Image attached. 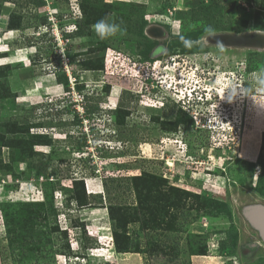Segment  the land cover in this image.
I'll return each mask as SVG.
<instances>
[{
    "label": "rangeland",
    "instance_id": "1",
    "mask_svg": "<svg viewBox=\"0 0 264 264\" xmlns=\"http://www.w3.org/2000/svg\"><path fill=\"white\" fill-rule=\"evenodd\" d=\"M81 1L0 0V64L13 62L8 68H0V264H64L66 256L55 246L56 241L58 244L62 241L61 232L49 233L43 207H38L41 217L36 224L42 233L39 232L34 243L27 239L26 226L16 224L17 219L28 221L27 214L32 211V207L18 203L41 200L49 183L54 193L53 197L47 196V201L54 211L65 209L63 214L57 211V218H50L51 223L57 222L63 230L70 223L68 218L79 215L86 217L88 224H99L96 232L100 237L92 236L97 241L87 251L99 249L92 253L96 255L93 258L97 264H264V241L242 213L247 205L264 203V185L257 187L258 177L264 175V122H256L257 105L264 106V94L246 90L252 83V74L264 67V49H230L227 53L225 48H218L227 53L224 61L229 68L227 78L220 75V82L215 86L225 95L224 90L236 86L237 82L244 85H237L234 96L232 93L226 96L230 103L227 106L222 104L225 97H217L213 100L215 105L202 111L194 109L198 111L196 125L215 129L223 126L221 130L228 131L198 133L192 130L189 134L181 130L172 135L155 129L133 132L114 126L115 133H106V129L114 125L109 114L118 106H130L137 114L158 110L153 107L160 106L159 97L165 96L166 89L159 87L161 91L147 94L145 90L157 89L156 83L148 84L149 72L155 69V74L160 75L156 71L163 70L164 64L160 58L154 60L153 49L159 44L168 45V33H179L184 39L202 32L200 45L215 51L217 44L210 43L208 38L224 34L234 26L239 28L241 22L252 26L258 9L264 15V0L262 5V0H120L146 4L148 25L144 35L152 44L149 46L150 41L142 38L138 16L126 21L120 15L110 14V18L122 22L125 34L108 39L104 50L92 53L88 50L97 48L101 39L84 23ZM263 18L260 15V19ZM12 20L19 22L20 28L9 29L7 25ZM150 25L162 27L166 36L160 39L148 36L146 29ZM242 28L243 32L237 34L257 31L253 27ZM136 44L140 53L145 49L147 58L137 56ZM96 57H104V70H89L83 64ZM132 58L142 64L131 65ZM140 66L146 74L138 70ZM8 87L16 96L8 95ZM130 94L134 95V103L130 101ZM79 115L85 119L100 118L101 127L93 129L89 118L79 123ZM224 121L229 123L226 125ZM38 122L41 124H36ZM43 133L51 135L54 149L48 142L42 144L47 140ZM83 143L92 148L80 152L76 145L85 146ZM163 152L165 161L161 163L158 157ZM62 158L66 161L58 162ZM34 165L38 174L32 170ZM87 167L90 171L95 167V175L85 174ZM57 169L59 178L54 172ZM144 170L168 177L170 185L192 193V197L187 198L180 194L184 202L179 212V231H162L161 228L144 232L139 223L129 224L128 227H135L128 229L133 238L140 239V246L154 242L158 245L157 252H118L112 244L109 221L100 224L102 217L107 219L106 207L67 211L74 194L61 187L62 181L52 182L62 178L70 185L69 178L74 173L87 179L89 201L101 196L107 202L109 192L104 189V181L107 180L109 191L114 195L120 192L116 188L118 181L121 180L125 188L126 177ZM125 196L123 201L131 202L133 197ZM73 203L76 205L75 201ZM89 227L94 232V227ZM15 232L18 236L10 244L9 237ZM74 245H78L76 240Z\"/></svg>",
    "mask_w": 264,
    "mask_h": 264
},
{
    "label": "trees",
    "instance_id": "2",
    "mask_svg": "<svg viewBox=\"0 0 264 264\" xmlns=\"http://www.w3.org/2000/svg\"><path fill=\"white\" fill-rule=\"evenodd\" d=\"M92 2H94V4ZM92 2L90 0L81 1V7L84 13V23L86 25H89L92 27V25L96 23L98 20L106 16L109 17L110 14L120 15L121 17H124L126 21L133 20L135 16H138V18H140L139 22L142 23V26H141L142 29H141L140 34L142 35V38L148 39V37L144 35L145 28L148 25V21L145 19V14L148 8L146 4H141L140 2H135V1H120V0H113L110 2H106L104 0H94ZM262 2L263 0L261 1V5H262ZM258 10L255 12V15H256L255 21L252 24V26H250L249 24L244 25L241 22L239 23L240 25L239 28L234 26L232 30L236 32H241L242 29H244L242 27H246V28L253 27L252 28L253 30L264 31V18L262 20L260 19V15L261 16H264V15H262L260 11ZM7 27L9 29H18L20 28V23L12 20L10 21L9 25H7ZM90 32L95 34L94 31H90ZM199 33L200 32H197V34ZM107 40L108 39L100 40L98 47L90 48L88 52L92 53L97 49L104 50L108 46ZM148 44L150 46L152 42L150 41V43ZM134 51L137 53V56L141 58H142V55L145 58H147L146 56H148L144 48L141 51L142 54L140 53V50L138 49V45H137V48L134 49ZM262 63H264V61ZM83 64L85 66H88L89 70L94 69V70L99 71V70H104V67H105L104 57L92 58L91 60H86V62H84ZM4 67L8 68L10 67V64L0 65V68H4ZM65 79H66L65 82H67V78ZM8 91H9L8 95L12 94V96H16V92L11 91L10 87H8ZM120 108H124V109H120L121 111H127L125 109H129L127 106H124V105L120 106ZM120 114L121 113L119 112V115ZM36 124H41V123L38 122ZM10 128H13V126ZM118 129H120V127ZM42 135L46 136V139H47L46 141H43L42 144H47L48 142L50 143V146H53V149H54L55 146L53 142L51 143L52 141L51 136L46 133H43ZM32 138H39V137L32 136ZM83 144L85 145V143ZM76 146H78V148L80 149L79 151L84 149V146H82L81 144H78ZM73 148L77 149L76 147H73ZM31 151L32 153L34 152V155L36 154L35 151H33V148L31 149ZM22 155H28V154L22 153ZM49 159L51 161V158ZM90 159L92 160L91 157ZM65 161L66 159L62 158L58 162L63 163ZM119 167H121V165ZM36 168L34 165L32 167V170L35 171L36 174H38L39 171L36 172ZM59 171H60L59 169L54 171L55 176L58 178L61 177V175L59 174L60 173ZM93 173L95 174V167L93 168ZM126 178H127L126 179L127 182H125L126 184L125 188L122 187L124 185L122 181L121 180L118 181L116 188L119 189L120 192H117L116 194L114 193V195L113 193H110L109 191L110 186L106 182L107 180L103 182L104 189H106L109 192V195H108L109 199L107 202L104 201V199L101 196H99V199H96L95 201L93 200L89 201L84 179H77V178L72 179V183L70 185L64 184V182L62 181V178L54 179L52 180V182L62 181L61 187H63L64 189L65 188L70 189L71 193L74 194V197L71 196L70 201L67 204L69 209L74 207V205L71 204V202H74V201L76 203L77 209H84L89 206L93 208L97 206H102V207L105 206L107 208L110 221H111L114 248L118 252H122V253L123 252L124 253L125 252H142V253L148 252L149 253L150 251L157 252L158 245H156L154 242L148 243V245L150 244V246L147 245L148 248L151 247V250H149L147 246L141 247L140 239L133 238L131 231H129L128 229L130 228L131 230H133L135 227L134 226L128 227L129 224L139 223L140 228L142 227V230L144 232H146L147 230H159L161 228H162V231L165 229H172L171 231H175L178 229L177 231H179L180 230L178 226L179 220H180L179 212H180V209L182 208V203L184 202L181 200L180 194H184L187 198V197H192V193H190V191H183L179 189L178 187L170 185L169 181L166 178L162 177L161 174L154 173L148 170H144L142 173L134 174ZM262 185H264V175H260V177H258L257 187L260 188ZM165 188H167V190ZM53 193H54V188L52 187V183H49V185L47 184L45 187V192L41 200L19 202L20 203V204L18 203L19 206L24 205L26 207H32V211H30L27 214L28 221L21 222L20 219H17L16 224L19 227L26 226L24 230H26V232L29 235L27 239L29 240V243L33 242L36 239L35 237L36 236L39 237L38 234L39 232H41V230H37L36 224L40 220V217H41L40 212L38 211L40 208L38 207H43L45 210L43 218L44 220L47 221L46 226L49 227V233L51 234L54 232H61V236H60L62 240L61 243L58 244V241H56L55 243L56 248L59 249L58 251H60V253L62 254H65L66 256L86 257L88 258L86 264H97L94 261L93 257H89L87 255L88 247L94 246L97 240L95 241L96 238L92 239V237L87 234L86 221L80 220L81 218H76V220L74 221L73 219L70 220V224L73 227H80L83 231L82 237L79 238L80 244L82 245L83 253L81 251H75L71 249L70 236H69L68 230L60 229V226L57 222L51 223L50 218L52 217L57 218V215H58L57 211L60 214V209L57 208L59 210L54 211L52 209V205L49 203L50 201H47V196L50 194L53 197ZM125 194H127V197L128 196L133 197L131 199V202L123 201V196L126 197ZM195 197L199 198V195H195ZM212 201L216 202L215 200H212ZM12 202L15 203L16 201H12ZM47 212L49 213L48 216H47ZM52 227H55L56 229H53ZM16 236H18L16 232L13 233L12 236L10 235L9 237L10 244H13L15 242ZM40 245H42V243ZM64 248H67L69 252L66 253ZM201 255H206V254H201ZM75 264H83V263L76 262Z\"/></svg>",
    "mask_w": 264,
    "mask_h": 264
},
{
    "label": "flooded vegetation",
    "instance_id": "3",
    "mask_svg": "<svg viewBox=\"0 0 264 264\" xmlns=\"http://www.w3.org/2000/svg\"><path fill=\"white\" fill-rule=\"evenodd\" d=\"M225 33L237 34V32L233 30L226 31ZM166 34L164 35L166 36ZM170 34L171 33H168L166 36V38L167 37L168 39L170 38L168 40V45L159 44L154 47L153 49L154 60L158 61V58H160L159 60L161 61V64H164L162 65V68L167 67L165 65L166 63L172 66L178 64L181 70L185 69L189 78L191 77V74L193 73V71L199 69L200 76L203 79V81L207 84H211L212 87L215 86V83L218 84L220 82L218 81V79L220 78V75L227 78V75L225 74H228L229 65L228 63L224 61L227 59L226 57H228V55L226 56V54L229 53L227 50L245 49V48H240V47L216 45L215 51L214 49L213 50L211 49L212 50L211 51L210 49H208L210 47L200 45V43L203 42V36H200L201 33L197 34L196 36H191L190 38H184V39L191 41V46L185 47V45L182 43V40L184 39L180 38L179 33L177 35L175 34L170 35ZM174 42L176 44L172 45V43ZM218 48L219 49L225 48L227 53L220 52ZM219 55H225V56L221 57ZM239 72H241L240 69H239ZM152 82L153 80L150 79L148 84ZM237 85L243 86L244 83L240 84L237 82L236 86H231L225 89L224 97L226 96L230 97L229 95L231 93H232V96H234V91L237 92L236 91ZM213 88L216 90H220L218 86H215ZM148 91L156 93V92L161 91V89L159 88V86H157V89L152 90L151 88L150 90L145 91L146 94L148 93ZM146 94H144V96ZM216 97H220V96L217 94ZM130 98H131L130 101L134 103L133 94H130ZM146 98L150 99L151 97H146ZM159 99L162 100L161 101L162 104H160V108L157 111H147L146 114H137V113L132 112L130 109H125L127 111H121L120 109H124V108H120V106H118L117 108L111 111V114H109V116H111V119H113V123H115L116 126H119L120 128H125L128 131L131 130L133 132L134 131L139 132L141 129H144L147 131L155 129V130L161 131L162 133L175 135L177 133H180L181 130H183L184 133L187 132L189 134H192V130H196V132L201 133L204 131L211 132L213 129H215L214 127H210L206 125H201V126L196 125V120L192 116L193 110H186L182 107H179L176 103H174L173 100L169 98L167 99L165 97H159ZM127 107L130 108V106H127ZM181 110L183 113L182 112L179 113ZM119 112L121 113L120 115H119ZM206 114L207 113L203 112V115H206ZM88 118L92 120L90 125L93 126V129H97L101 127L100 118L97 117V119H95L96 117H92V116H89ZM87 119H85L84 116L79 115V123H84ZM84 148L90 150L92 147L88 146V144L86 143ZM158 160H160L161 163L165 161L164 152L162 153L161 156L158 157ZM164 178H168V177H164ZM107 213H108V210H107ZM105 220H106L105 222L109 221L110 226H111L109 213H108L107 219Z\"/></svg>",
    "mask_w": 264,
    "mask_h": 264
},
{
    "label": "clouds",
    "instance_id": "4",
    "mask_svg": "<svg viewBox=\"0 0 264 264\" xmlns=\"http://www.w3.org/2000/svg\"><path fill=\"white\" fill-rule=\"evenodd\" d=\"M73 12V10L70 12V13H72ZM74 14V13H73ZM77 14V13H76ZM75 14V17H74V20H76L77 18H78V16ZM73 23L75 24V21H73ZM92 28H93V30H94V32H95V34H96V36L99 38V39H101V40H106V39H110V38H113V37H116L117 35H120V36H122V35H124L125 34V29H123L122 28V22H116V20H115V18L114 17H112V18H110V17H108V16H106V17H104V18H101L100 20H98L96 23H94L93 25H92ZM209 31H210V29H209ZM182 43L185 45V47H189V46H191V41H189V40H187V39H184V40H182ZM7 58H9V57H4L3 59H7ZM13 64V62H11V61H7V62H4V63H1L0 65H4V64ZM135 65V67H137L138 65H141L142 63L139 61V60H135L134 58H132V60H130V64L131 65H133V64ZM138 70L139 71H144L145 69H143V66H140L139 68H138ZM169 70V73H170V71H173V73H175V71L173 70V69H165V68H163V70H159V71H156V72H158L159 74H162V73H165L166 71H168ZM145 72V71H144ZM172 73V74H173ZM145 74H146V72H145ZM149 74H150V77H149V79H152L153 80V83H156V88H157V86H159L160 88H164V89H166V94H165V98H170L171 97V100H175L176 98L174 97V95H173V90H172V87L171 86H167V84L168 83H170V81H169V79H167L165 82H163V84H162V81L160 80V77H158L159 75H157V74H155V69H151L150 70V72H149ZM156 76L158 77L157 78V80H156ZM141 78H143V77H141ZM238 78V77H237ZM190 79H191V83H190V87L192 88V87H194V89H193V93H195V95H198V94H196V92L197 93H199V94H202L203 96H205V93H206V91L208 90V87H211V91H212V96L211 97H204L205 98V101H206V106H205V108H207V107H209V106H211V105H215V101H213V100H215L217 97H216V95L218 94L220 97L221 96H224V94L223 95H221V93L219 92V91H217L216 89H214L213 87H212V85L211 84H207V83H205L204 81H203V79L201 78V76H200V70L199 69H197V70H195L194 72H193V76H192V74H191V77H190ZM189 79V80H190ZM144 80H145V78H144ZM238 80H239V78H238ZM167 90H168V92H167ZM246 90L249 92V93H256V94H264V67H261V68H259L256 72H254L253 74H252V83L251 84H249L248 85V87L246 88ZM145 91H147V90H145ZM210 91V90H209ZM223 97H221L220 99H222ZM226 98V97H225ZM195 99H196V97H195ZM228 98H226V99H223V101H222V104L224 105V106H227L228 104H230L229 102H228V100H227ZM177 104V103H176ZM178 105V104H177ZM179 107H182V105L181 104H179L178 105ZM153 108H155V109H159L160 108V106H157L156 104L154 105V107ZM183 108V107H182ZM130 109V108H129ZM190 109H194V105H189L188 106V109H186V110H190ZM111 122H113V121H111ZM111 125H113V124H111ZM117 127L116 125H115V123H114V125L113 126H111L110 128H109V130H107V132L106 133H108L109 135H112V133H115V131H116V129H113V127ZM218 130H221V128L219 129H213L212 130V132H214V131H218ZM221 131H228L227 129H223V130H221ZM48 134V133H47ZM72 146V148L74 147V145H71ZM74 149V148H73ZM76 150V149H75ZM81 152V151H80ZM86 171L88 172V173H85V174H89V175H91V174H93V175H95L94 173H93V171H90V168L89 167H87L86 168ZM72 175V174H71ZM84 179V181H86L87 179L85 178V177H82V176H75L74 175V173H73V176H71L69 179L70 180H72V179ZM86 179V180H85ZM65 184V183H64ZM87 190H88V188H87ZM100 192V191H99ZM92 193L94 194V192L92 191ZM96 193V192H95ZM97 194V193H96ZM72 205H74V207L73 208H71V209H69L68 207H67V211H70V210H74V209H76L77 207H76V205L73 203ZM60 209V208H59ZM86 209V208H85ZM107 209V208H106ZM65 209H60V214L62 213L63 214V211H64ZM69 214H71V213H69ZM76 218H81L80 220H83V221H85V220H87V219H85L86 217H79V215L78 216H75V217H70V218H68V220L70 221L71 219H74V220H76ZM106 220L104 219V220H101L100 222L101 223H104ZM89 225L90 226H93L94 227V232H93V230L91 229V227H89ZM95 225V226H94ZM99 227V225H97L96 226V224H94V223H87V226H86V229H87V234L89 235V236H98V237H100V235H99V233H97L96 232V229ZM74 229V230H73ZM63 230H68L69 231V236H70V243H71V246H72V249L73 250H75V251H81L82 253H83V250H82V245L80 244V237H82V233H83V231H82V229L80 228V227H73L70 223H68L67 224V226L66 227H64L63 228ZM72 234V235H71ZM113 237V236H112ZM111 237V238H112ZM92 238H94V237H92ZM96 238V237H95ZM74 240H76V244H78L77 246H75L74 245ZM112 244H113V239H112ZM114 245V244H113ZM104 249V248H103ZM114 249V248H113ZM90 250V253L89 252H87V255L89 256V257H95L96 255L95 254H92L95 250H99L98 248H91V249H89ZM64 256H66V255H64ZM70 260H72V262L70 263ZM87 260H88V258H86V257H81V256H66L65 257V261H64V264H75L76 262H81V261H83V262H85V263H83V264H86V262H87ZM82 263V262H81Z\"/></svg>",
    "mask_w": 264,
    "mask_h": 264
},
{
    "label": "water",
    "instance_id": "5",
    "mask_svg": "<svg viewBox=\"0 0 264 264\" xmlns=\"http://www.w3.org/2000/svg\"><path fill=\"white\" fill-rule=\"evenodd\" d=\"M146 34L151 38L160 39L165 37L164 34H166V32L162 27L150 25L146 29ZM208 41L223 46L263 50L264 32L253 31L239 34H217L209 37ZM242 213L247 222L259 232L261 239L264 241V203L257 202L247 205L243 208Z\"/></svg>",
    "mask_w": 264,
    "mask_h": 264
},
{
    "label": "built area",
    "instance_id": "6",
    "mask_svg": "<svg viewBox=\"0 0 264 264\" xmlns=\"http://www.w3.org/2000/svg\"><path fill=\"white\" fill-rule=\"evenodd\" d=\"M157 62V61H156ZM170 67L167 66L165 69H169ZM175 71V73H169V70L166 71L165 73L160 74L158 77H160V80L165 82L167 79H169L170 83L167 84V86H171L173 90V95H175V102L179 105L181 104L184 109H188L189 105H194V108L203 110L206 106V101L204 97H211L212 96V91L211 87H208V90L205 93V96L202 94H199L196 92L193 93L194 87H190L191 79L187 75L185 69L181 70L179 65H174L171 67ZM194 72V71H193ZM193 76V73H192ZM190 79V80H189ZM210 90V91H209ZM219 91V90H217ZM166 94V93H165ZM196 97V99H195ZM162 101V100H161ZM159 102L162 104V102ZM198 111L193 110L192 116L195 120L198 119ZM198 121V120H197ZM229 123V122H228ZM227 122L224 121V124H228ZM208 126V125H206ZM223 128V126H221ZM109 129H106V132ZM104 186V185H103ZM111 192L112 189H111ZM131 198V196H129Z\"/></svg>",
    "mask_w": 264,
    "mask_h": 264
},
{
    "label": "bare ground",
    "instance_id": "7",
    "mask_svg": "<svg viewBox=\"0 0 264 264\" xmlns=\"http://www.w3.org/2000/svg\"><path fill=\"white\" fill-rule=\"evenodd\" d=\"M14 88L16 89V85H14ZM219 92L221 93V95H223V91L219 90ZM221 97H224V96H221ZM256 110H257L256 122H257V124L258 123L262 124L264 122V106L261 103H258ZM108 253H109V251H108ZM108 255H107V257H108Z\"/></svg>",
    "mask_w": 264,
    "mask_h": 264
},
{
    "label": "crops",
    "instance_id": "8",
    "mask_svg": "<svg viewBox=\"0 0 264 264\" xmlns=\"http://www.w3.org/2000/svg\"><path fill=\"white\" fill-rule=\"evenodd\" d=\"M101 220H103V217L101 218ZM101 220H100V221H101ZM100 224H102V223L100 222ZM98 225H99V224H98Z\"/></svg>",
    "mask_w": 264,
    "mask_h": 264
}]
</instances>
